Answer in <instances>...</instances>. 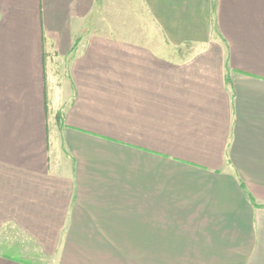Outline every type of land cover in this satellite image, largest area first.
Segmentation results:
<instances>
[{
	"label": "crops",
	"instance_id": "obj_1",
	"mask_svg": "<svg viewBox=\"0 0 264 264\" xmlns=\"http://www.w3.org/2000/svg\"><path fill=\"white\" fill-rule=\"evenodd\" d=\"M0 250L264 264V0H0Z\"/></svg>",
	"mask_w": 264,
	"mask_h": 264
},
{
	"label": "rangeland",
	"instance_id": "obj_2",
	"mask_svg": "<svg viewBox=\"0 0 264 264\" xmlns=\"http://www.w3.org/2000/svg\"><path fill=\"white\" fill-rule=\"evenodd\" d=\"M1 231H2L1 232V236L2 237H7V236L10 235L9 232L7 233V231L3 232V231H5V229H2ZM26 252H27V250H26ZM0 254H3L5 256H9V257H18V255H15L12 251H8V250H5V251L0 250ZM24 260H27L29 262H33V263H36V264H47V262H50L46 258L40 259V258L33 257V256L32 257H26Z\"/></svg>",
	"mask_w": 264,
	"mask_h": 264
},
{
	"label": "trees",
	"instance_id": "obj_3",
	"mask_svg": "<svg viewBox=\"0 0 264 264\" xmlns=\"http://www.w3.org/2000/svg\"><path fill=\"white\" fill-rule=\"evenodd\" d=\"M57 118H59V115L57 116Z\"/></svg>",
	"mask_w": 264,
	"mask_h": 264
}]
</instances>
